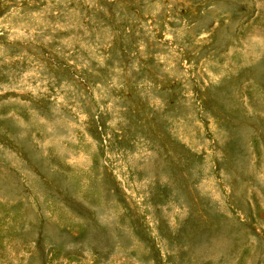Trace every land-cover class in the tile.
<instances>
[{
  "label": "rangeland",
  "instance_id": "obj_1",
  "mask_svg": "<svg viewBox=\"0 0 264 264\" xmlns=\"http://www.w3.org/2000/svg\"><path fill=\"white\" fill-rule=\"evenodd\" d=\"M0 264H264V0H0Z\"/></svg>",
  "mask_w": 264,
  "mask_h": 264
}]
</instances>
